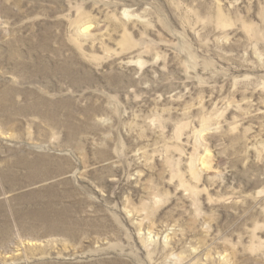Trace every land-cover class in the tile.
<instances>
[{
    "label": "rangeland",
    "instance_id": "rangeland-1",
    "mask_svg": "<svg viewBox=\"0 0 264 264\" xmlns=\"http://www.w3.org/2000/svg\"><path fill=\"white\" fill-rule=\"evenodd\" d=\"M0 264H264V0H0Z\"/></svg>",
    "mask_w": 264,
    "mask_h": 264
}]
</instances>
